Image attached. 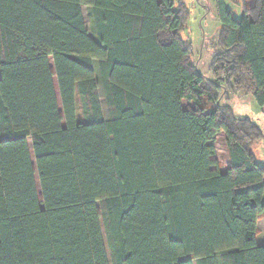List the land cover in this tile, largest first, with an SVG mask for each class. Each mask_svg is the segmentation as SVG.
<instances>
[{
  "label": "trees",
  "instance_id": "1",
  "mask_svg": "<svg viewBox=\"0 0 264 264\" xmlns=\"http://www.w3.org/2000/svg\"><path fill=\"white\" fill-rule=\"evenodd\" d=\"M240 1L238 18L216 0L211 71L264 106V0ZM189 15L173 0H0V264H264L263 131L197 69Z\"/></svg>",
  "mask_w": 264,
  "mask_h": 264
},
{
  "label": "rangeland",
  "instance_id": "2",
  "mask_svg": "<svg viewBox=\"0 0 264 264\" xmlns=\"http://www.w3.org/2000/svg\"><path fill=\"white\" fill-rule=\"evenodd\" d=\"M175 6L179 1L183 2L188 8L190 15L186 25L180 31V37L187 44L192 47L193 62L200 73L205 75L209 80L219 82L222 86L219 90V102L221 104H229L234 110L236 117H250L258 124L262 131L263 137L256 140L252 146L251 151L254 154L256 162L264 167V106H259L251 95H247L243 90L231 91L224 88V81L218 78L215 73L211 71L214 69L215 56L222 53L219 45V29L221 25L217 16L216 0H173ZM225 5L235 17L242 16V7L240 0H225ZM83 16L85 19L88 32L92 34V27L88 8L82 7ZM96 70V80L98 82V92L101 99L102 110L105 119L108 118V109L105 98L102 92L100 78L97 71V61H94ZM77 119L83 121L82 109L79 96L77 95ZM215 147V162L216 167L220 172L225 171L229 167L227 149L225 144V135L223 132L219 133L214 141ZM263 226V221L259 223ZM103 230V227H102ZM104 233V230H103ZM104 235V242L106 246L107 256L110 260V250L108 249L106 237ZM111 264V262H110ZM195 264V262H194Z\"/></svg>",
  "mask_w": 264,
  "mask_h": 264
},
{
  "label": "crops",
  "instance_id": "3",
  "mask_svg": "<svg viewBox=\"0 0 264 264\" xmlns=\"http://www.w3.org/2000/svg\"><path fill=\"white\" fill-rule=\"evenodd\" d=\"M262 221H263V226L261 227V226L259 225V223L262 222ZM259 223H258V226H259V228L262 229V228L264 227V219L260 220Z\"/></svg>",
  "mask_w": 264,
  "mask_h": 264
}]
</instances>
